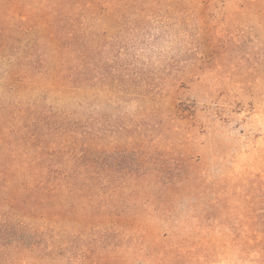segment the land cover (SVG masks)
Returning a JSON list of instances; mask_svg holds the SVG:
<instances>
[{"label":"rangeland","instance_id":"obj_1","mask_svg":"<svg viewBox=\"0 0 264 264\" xmlns=\"http://www.w3.org/2000/svg\"><path fill=\"white\" fill-rule=\"evenodd\" d=\"M252 1L264 9L211 0L204 22L188 5L133 15L103 50L133 83L94 99L96 115L125 129L115 142L129 156L166 159L137 181L117 176L115 203L146 209L159 228H121L119 244L96 199L3 189L0 264H264V26ZM229 12L237 19L226 26Z\"/></svg>","mask_w":264,"mask_h":264},{"label":"trees","instance_id":"obj_2","mask_svg":"<svg viewBox=\"0 0 264 264\" xmlns=\"http://www.w3.org/2000/svg\"><path fill=\"white\" fill-rule=\"evenodd\" d=\"M185 1L0 0V191L52 189L64 191L58 192L64 200L96 199L102 227L114 221L119 244L121 228L142 220L149 223L146 236L159 228L146 209L134 215L118 210L115 180L134 182L133 174L161 169L166 159L131 157L120 149L116 135L125 129L97 116L94 99L109 101L132 88L133 81L109 70L110 58L102 57L121 24L187 5L204 22L211 0ZM257 5L252 1L246 9L264 26ZM236 19L229 12L223 22L230 26ZM151 238L159 245L157 236Z\"/></svg>","mask_w":264,"mask_h":264}]
</instances>
